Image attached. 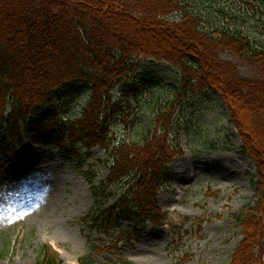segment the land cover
Masks as SVG:
<instances>
[{
	"label": "trees",
	"instance_id": "trees-1",
	"mask_svg": "<svg viewBox=\"0 0 264 264\" xmlns=\"http://www.w3.org/2000/svg\"><path fill=\"white\" fill-rule=\"evenodd\" d=\"M212 1L219 6L202 13L200 0H0V149L5 128L19 138L35 133L65 153L69 143L88 157L99 147L108 160L95 163L110 169L101 180L99 170L84 173L96 209L83 221L96 226L100 212L109 211L112 219L119 209L140 225L165 224L158 195L170 163L182 153L170 134L173 107L189 95L219 93L258 172L259 201L235 215L243 239L231 264H264V41L252 38L260 23L264 36V7L256 3L264 6V0H238L235 7ZM224 53L255 66L260 77H243L221 58ZM142 58L168 63L180 85L168 104L156 106L154 127L127 141L113 135L112 121L124 112L122 92ZM71 90L90 92L75 118L64 119L57 105L48 117L37 116ZM122 235L111 236V243ZM57 261L48 245L40 248L37 264Z\"/></svg>",
	"mask_w": 264,
	"mask_h": 264
},
{
	"label": "rangeland",
	"instance_id": "rangeland-1",
	"mask_svg": "<svg viewBox=\"0 0 264 264\" xmlns=\"http://www.w3.org/2000/svg\"><path fill=\"white\" fill-rule=\"evenodd\" d=\"M200 1L202 13L210 5L219 6L212 0ZM223 2L235 7L238 0ZM256 3L264 7L261 1ZM262 30L260 23L253 37L261 39ZM221 58L235 64L243 77H260L258 68L232 54ZM136 66L122 92L124 112L112 121L113 135L119 139H142L154 127L160 110L156 106L168 104L180 85L175 69L166 62L142 58ZM119 89L114 91L117 96ZM89 93L84 90L78 95L71 90L54 100V105L59 103L64 116L76 117ZM209 94L210 98L189 95L173 107L171 139L178 140L183 154L171 163L169 180L158 198L168 225L147 223L131 241L120 242L112 256L135 264L232 263L243 239L235 215L259 201L258 172L253 159L243 153L240 131L221 96ZM31 136L13 140L12 154L0 153V264H37L44 244L58 250L62 264H85L96 244L91 260L108 264L110 250L103 248L108 236L80 222L95 207L83 172L99 170V179L108 175L107 166L95 163L96 159L105 162L106 154L96 148L89 158L85 150L75 149L66 157L55 145ZM133 223L121 219L109 232L133 228Z\"/></svg>",
	"mask_w": 264,
	"mask_h": 264
}]
</instances>
